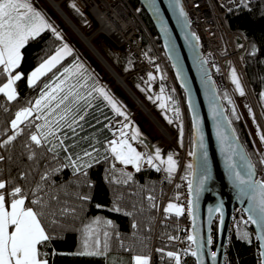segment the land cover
<instances>
[{
    "label": "trees",
    "instance_id": "16d2710c",
    "mask_svg": "<svg viewBox=\"0 0 264 264\" xmlns=\"http://www.w3.org/2000/svg\"><path fill=\"white\" fill-rule=\"evenodd\" d=\"M129 1L140 12L148 28L160 43L144 10L136 0ZM227 23L232 30L241 33L250 42L245 72L256 108L264 124V0L243 3L227 16ZM64 45L63 39L52 30L46 29L39 37L30 39L22 49L21 64L14 70V73H22V79L16 82L17 97L9 101L0 94V141L12 134L11 120L15 118L17 111L34 105L41 93L45 91L46 84L54 86L56 82H59L58 77L63 78L61 74L65 68L75 70L77 54L73 51L34 85L28 84L27 78L30 73ZM144 45L148 50L146 38H144ZM6 77L7 74L0 76V87L7 82ZM77 80L80 86H83L80 90L85 94L101 86L87 68H83L78 74L72 76L69 83H76ZM181 94L192 153V122L182 91ZM220 95L238 137L259 171L256 148L244 120L238 111L231 107L233 105L229 94L227 96L225 92H220ZM90 99L91 107L86 109L85 121L81 122L84 125L83 131L78 129L80 137H86V139L76 138L79 141L76 151L80 152L82 149L91 151L89 146L91 143L99 150V154L97 160L92 161L93 166L86 169V177L74 175L71 168L63 169L53 177L55 183L51 191L63 197L61 206L75 208L76 212L74 215L60 217L57 224L51 223V217L45 220L52 239L40 248L46 253L44 258L48 260V264H133L132 257L143 254L152 259V264H176L175 258L167 256V253L180 254L178 244L186 235L185 219L182 214L176 215L175 210L166 213L164 209L182 195L183 180L185 177H190L191 170L187 164L184 165L178 182L172 188L176 174H169L165 169L161 172L150 167L141 168L137 172L127 168H113L112 165L118 162L105 152L108 141L114 138L109 124L121 122L124 117L117 115L99 93L93 92ZM173 100L177 105V98L173 97ZM21 127L23 128L24 125ZM26 142L27 137L22 134L12 145L0 149V155L5 156V160L0 161V171L6 175L11 173L13 177L27 171L31 173L28 179L32 180L38 171L43 170L39 166L44 163L43 161L34 163L25 158L28 154L25 148ZM105 155L108 156L107 160L104 159ZM48 163L58 166L56 161ZM44 166L47 167L48 164L44 163ZM124 173L131 175L132 179L127 183H115L117 179L120 181L127 179ZM261 180L264 182V176ZM79 195H87L90 199L81 201L77 198ZM149 196L154 199L149 200ZM167 197L169 203L164 207ZM114 206L120 207L121 211H112ZM125 213H131V215H125ZM219 218L218 214L213 225L214 244L217 243ZM97 219L101 222L98 226L93 223ZM109 220L112 221L111 226L105 224ZM235 222L237 223L232 226L228 237L225 264H261L257 239L246 216L242 212L235 214ZM133 224L136 225L135 228ZM86 225H92L94 229L98 228L101 247L104 241L103 233H109L108 250L105 255L94 257L76 255L81 250L83 230ZM179 259L180 264H196L193 257L183 260L179 255Z\"/></svg>",
    "mask_w": 264,
    "mask_h": 264
},
{
    "label": "snow or ice",
    "instance_id": "6c2138e0",
    "mask_svg": "<svg viewBox=\"0 0 264 264\" xmlns=\"http://www.w3.org/2000/svg\"><path fill=\"white\" fill-rule=\"evenodd\" d=\"M181 15H184L182 9ZM46 29L55 32L41 12L33 7L30 0H0V76L7 74V82L0 87V93H3L7 100L12 101L17 97L14 85L22 79V73L13 74V70L21 64L22 49L30 39L39 37ZM57 36L59 37L58 33ZM70 51L67 45L57 49L54 55L42 62L28 76L29 86L34 85L42 75L51 71L64 56L70 54ZM75 67L77 73H74L72 68H65L61 74L63 79L57 78L59 83L54 87L46 84L45 91L41 93L34 105L17 111L15 118L11 120L12 134L0 141V149H5L23 134L27 137L25 148L28 154L25 158L34 163L43 161L48 164L45 167L44 163H41L39 166L43 170L38 171L32 180L28 179L31 173L27 171L15 177L11 173L6 175L0 171V264H48V260L44 258L46 253L40 250L41 246L46 245L52 239L45 220L51 217V223L57 224L60 217L74 215L76 212L75 208L67 205L61 206L63 197L51 191L55 183L53 177L67 168H71L76 176L86 177V169L93 166L92 161L97 160L99 154V150L91 143L89 145L91 151L87 149L76 151L79 144L76 138L86 139V137H80V131H83L84 127L81 122L85 121L86 109L91 107L90 98L93 92L99 93L117 114L124 115L103 88H93L85 94L80 90L83 86H80L79 80L76 83H69L72 75L78 74L81 66L76 65ZM233 82L239 90V81L234 71ZM241 94H243L242 90ZM161 107L164 105L161 104ZM21 125L24 127L22 128ZM128 127V124H123L118 129L119 134L114 133L115 138L108 141L105 152L120 164L133 166L137 172L140 171L143 163L160 171V167L154 163V161H160L161 164H167L166 171L171 174L175 170L176 161L171 156L167 161L162 160L159 150L154 156L148 155L145 160V155L137 151L130 143V140H137L139 132L133 130L129 136V133L125 131ZM261 140L264 141V136ZM66 141H71V143H66ZM201 147H203L202 144ZM104 159L107 160L108 156L105 155ZM4 160L5 156L0 155V161ZM49 161H56L58 166H53L48 163ZM112 167L115 168V165L113 164ZM188 168L191 170L193 165L189 164ZM229 168H235V165L231 163V158H229ZM201 169L202 178L195 189L197 195L203 190L204 181L208 178L206 154ZM247 169V179L241 176L240 172H234V178L240 185L246 186L241 189L242 194L259 193L258 200L255 194L251 195L255 203L249 208L252 214L249 219L264 228V183L252 180L251 164L247 165ZM124 175L127 177L126 180L117 179L114 182L127 183L132 179L131 175L127 173ZM188 186L191 193L193 191L192 181H189ZM77 198L81 201L90 199L87 195H79ZM148 199L154 198L149 196ZM192 203L189 201L190 207ZM111 210L120 212L121 208L114 206ZM172 210H175L176 215L184 211L183 208L172 203L164 209L166 213ZM125 215H131V213H125ZM253 216L256 218L254 219ZM93 223L98 226L101 222L97 219ZM105 224L111 226L112 221H106ZM133 227L135 228L136 225L133 224ZM83 232L81 250L76 255L94 257L107 253L108 232L103 233L102 247L98 228L94 229L92 225H86ZM170 239L174 238L170 237ZM187 239L193 243L197 240L193 235L188 236ZM261 239H264V236ZM208 243H211V238ZM198 250L192 251L191 254L196 256ZM167 256L175 258L176 264H180L178 254L168 252ZM212 258L215 259V253L212 254ZM132 262L133 264H150L149 257L143 254L134 255Z\"/></svg>",
    "mask_w": 264,
    "mask_h": 264
},
{
    "label": "water",
    "instance_id": "95a60500",
    "mask_svg": "<svg viewBox=\"0 0 264 264\" xmlns=\"http://www.w3.org/2000/svg\"><path fill=\"white\" fill-rule=\"evenodd\" d=\"M136 1L148 16L160 39L161 47L185 97L191 117L193 130L191 156L193 168L190 175L193 187L191 192L192 235L197 238L194 251L199 249L193 258L196 264H225L233 218L235 213L241 210L254 230L261 264H264V255H262L264 239H261L264 236V228L249 219L252 215L249 208L255 203L251 195L255 194L258 200L259 193L242 194L241 189L246 186L240 185L233 173L240 172L241 176L247 179V165L251 164L252 180L264 182L258 178V171L234 129L220 92L207 77L201 61L199 43L190 27L182 0ZM181 9L184 15H181ZM61 12L65 14L64 11ZM93 48L99 53L94 46ZM105 62L114 71L106 60ZM124 84L125 91L138 102L149 119L159 127L160 131L166 132L160 123H156L157 120L152 113L139 102L128 85L125 82ZM205 154L208 178L204 181L203 190L197 195L195 189L202 178L201 164ZM229 158L235 165L234 169L229 168ZM218 214L220 223L217 243L214 244L213 225ZM253 218L256 217L253 216ZM209 238L211 243H208ZM213 252L215 259L212 258Z\"/></svg>",
    "mask_w": 264,
    "mask_h": 264
},
{
    "label": "built area",
    "instance_id": "2783aa9c",
    "mask_svg": "<svg viewBox=\"0 0 264 264\" xmlns=\"http://www.w3.org/2000/svg\"><path fill=\"white\" fill-rule=\"evenodd\" d=\"M84 1L87 4L91 21L96 24L93 36L113 42L121 53L129 56L134 61L135 74L141 77L157 75L153 85L155 91L161 90L167 97H176L177 104L184 108L181 90L161 44L156 40L134 5L129 0ZM253 1L257 0H182V4L190 27L197 37L201 61L207 77L219 92H225L227 96L229 94L230 100L233 102L235 99L232 93L238 90L237 85L233 82L234 71L236 79L241 82L239 90L243 89L246 98L256 108L245 72L246 57L251 47L250 42L244 35L232 30L227 23V16L232 11L238 9L245 2ZM144 38L147 40L148 50L145 48ZM237 99L239 98L237 97ZM139 102L141 101L139 100ZM127 123L126 119L121 122H112L109 124V129L113 135L114 133L118 135V129ZM130 142L134 143L135 141L130 140ZM135 148L139 152L144 151L145 154L147 152L137 142ZM261 159L259 165L264 163L262 162L264 157L262 161ZM128 166L119 162L115 164V167L119 169ZM159 167L163 172L164 169ZM141 168H150V166L143 163ZM181 171L176 175L172 188L178 182ZM263 176L264 168L258 171V178L261 179ZM189 181L190 177L184 178L182 195L174 202L175 205L184 209L182 216L185 219L184 231L186 235L178 244L179 255L183 260L194 256L191 254L194 251V243L187 239L192 235L193 228L192 210L189 206V201H191ZM168 200L167 197L164 207L169 203Z\"/></svg>",
    "mask_w": 264,
    "mask_h": 264
},
{
    "label": "rangeland",
    "instance_id": "374dc122",
    "mask_svg": "<svg viewBox=\"0 0 264 264\" xmlns=\"http://www.w3.org/2000/svg\"><path fill=\"white\" fill-rule=\"evenodd\" d=\"M54 1H60L59 4L64 13L70 17V19L86 36H92L91 42L93 46L112 66L117 74L125 77V83L141 101V104H143V106L152 113L161 126L166 129V132L160 131L159 127L149 119L147 114L144 113L141 106L138 105V102H136V100H134L120 85L117 84L107 69L91 53V51L76 35L74 30L66 24L63 18L60 17L47 0H30L33 7L37 11H40L47 22L55 29L54 33H56V35L58 33L61 39H63L68 45H72V52L76 51L77 61L75 66H81L78 72H80L83 68L90 70L100 82V88H103L112 97L117 107L124 113L122 117L128 120L127 124L129 125L125 131L128 132L129 135L132 134L133 130L139 132L137 140L132 143L133 147H135L137 142V144L144 147L143 150H147L146 154L148 153L153 156L156 151L159 150L161 159L164 161H167L168 157L171 156L172 159L176 161V167L172 173L177 175L184 165L191 164L192 156L189 145L185 108L180 107L178 104L176 105L173 97H167L163 91H155L153 85L157 75L151 74L141 77L135 74V64L129 56L121 53L113 42L93 36L96 30V24L91 21L87 4L84 0ZM68 56L69 54L64 56V59ZM73 72L77 73L76 67ZM238 81L241 84L240 80ZM241 90L243 94H241ZM232 95H234L233 98L235 100L233 102L231 101L233 105L231 107L238 111L240 117L244 120L256 148L257 162L260 164L259 160L262 158V161L264 157V141L261 140V137L264 136V124L262 123L260 114L257 112L254 105L252 106L246 98V94L243 89L233 91ZM235 97L239 98L237 99L239 103ZM161 104H163L164 107H161ZM141 153L146 155L144 151ZM147 156L148 155H146V159ZM154 163L161 166L165 170L167 168L166 163L161 164L160 161H154ZM263 164L264 163H262V165ZM262 165H258L259 170L264 168V165ZM127 169L133 171L136 170L131 165L128 166ZM239 212L242 211L239 210L235 214ZM236 223L234 215L232 226ZM149 261L150 264H152L151 258Z\"/></svg>",
    "mask_w": 264,
    "mask_h": 264
},
{
    "label": "bare ground",
    "instance_id": "6f19581e",
    "mask_svg": "<svg viewBox=\"0 0 264 264\" xmlns=\"http://www.w3.org/2000/svg\"><path fill=\"white\" fill-rule=\"evenodd\" d=\"M51 6L56 10V12L60 15V17L63 18V20L66 22V24L72 28L74 30V32L76 33V35L81 39V41L86 45V47L91 51V53L98 59V61H100V63L107 69V71L110 73V75L115 79V81L117 82L118 85H120L124 90L126 89V86L124 84L125 82V77L120 76L119 74L115 73L114 71H112L108 65L106 64L103 56L101 54H99L98 52H96V50L93 48V44L91 42L92 40V36L91 38L89 36H86L78 27L77 25L70 19V17L65 16V14H63L61 11L62 8L60 7L59 2H55L54 0H47ZM74 23H72L70 20ZM76 25V26H75ZM156 123H159L156 121Z\"/></svg>",
    "mask_w": 264,
    "mask_h": 264
},
{
    "label": "crops",
    "instance_id": "0c3cea01",
    "mask_svg": "<svg viewBox=\"0 0 264 264\" xmlns=\"http://www.w3.org/2000/svg\"><path fill=\"white\" fill-rule=\"evenodd\" d=\"M59 2H60V1H59ZM54 34H56V33H54ZM65 45H67V47L71 50V51H70V54H71V53H72V49H73L72 45H68L66 42H65ZM62 47H63V46H62ZM62 47H61V48H62ZM54 54H55V53H54ZM54 54H52V55H54ZM70 54H69V55H70ZM52 55H51V56H52ZM51 56H50V57H51ZM66 56H67V55H66ZM62 61H64V57L61 59V61H60L56 66H58ZM56 66H55V67H56ZM38 67H39V66H38ZM55 67H54V68H55ZM36 68H37V67H36ZM54 68H52L51 70H53ZM34 70H35V69H34ZM34 70H33V71H34ZM33 71H32V72H33ZM32 72H31V73H32ZM48 72H50V71H48ZM48 72H47V73H48ZM31 73H30V75H31ZM47 73H46V74H47ZM13 74H15V73H14V70H13ZM30 75H29V76H30ZM44 75H45V74H44ZM44 75H42V76H44ZM42 76H41V77H42ZM41 77H40V78H41ZM40 78H39V79H40ZM39 79H38V80H39ZM38 80H37V81H38ZM37 81H36V82H37ZM57 83H59V82H56V84H57ZM14 87L16 88V85H14ZM16 92H17V88H16ZM0 94H3V93H0Z\"/></svg>",
    "mask_w": 264,
    "mask_h": 264
}]
</instances>
